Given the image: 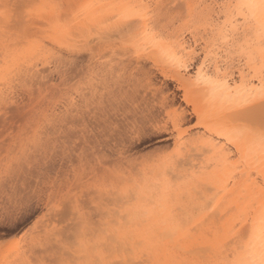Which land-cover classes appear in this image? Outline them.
Instances as JSON below:
<instances>
[{"label":"bare ground","instance_id":"1","mask_svg":"<svg viewBox=\"0 0 264 264\" xmlns=\"http://www.w3.org/2000/svg\"><path fill=\"white\" fill-rule=\"evenodd\" d=\"M22 1L20 3L26 2ZM29 1L27 3L33 0ZM34 2L76 5L73 10L77 13L72 22L73 35L71 39L53 42L48 39L47 33L36 30L23 31L25 34L22 36L21 33L20 39L19 33L5 36L0 32V104L12 101V94L15 93L12 92L14 88L7 92L4 90L2 78L5 72L12 81V87L17 84L25 86L24 82L27 85H46L48 75L43 72L49 69L39 71L38 65L50 68L49 59L53 53L56 57L55 52L59 50L66 57L63 73L66 105L61 120L67 118L75 121L63 131L61 163L66 164L73 159L85 163L81 153L87 149V163L84 165L95 173L107 161L135 160L132 157L133 149L154 136H159V141L173 140L176 153L186 161L180 173L170 168L167 157L142 164L137 170H127L118 182L119 190L110 192L109 196V188L105 192L108 196L106 199L110 197L107 208L111 210L108 207L111 201L119 203V208L112 207V212L115 210L117 214L113 212L108 219L104 218L105 221H96V227L122 229L129 237L128 243L138 246L146 264H190L192 261L210 264L224 260L234 245L221 252L214 246L217 238H233L235 244L242 245L234 257L245 255L248 248L245 234H251L254 222L258 237L260 212L264 206V196L261 194V181H264V164L261 160L264 157L261 156L258 140L247 139L238 143L235 137L227 134L222 122L214 118L220 110L227 111L239 104H257L255 90L261 88L258 70L249 67L246 61L241 62L239 55L234 54V45L228 43L232 10L225 6L237 0ZM141 2H150L159 7L154 8L151 22L141 28V31L156 33L157 41L148 38L147 47H141L138 53L127 52L119 43L127 35L126 28L113 31L112 27L105 26L111 9L89 7ZM177 4L186 7L181 11L175 8ZM37 41L41 47L33 46ZM53 48H56L55 52ZM193 49L203 53L201 61L204 56L208 57L213 73L219 68V76L224 80L221 89L214 91L210 84L195 85L190 76L181 74L179 61L190 57ZM75 75L84 78L86 85L75 87L70 84ZM159 76L162 78L160 81ZM15 80L23 83H15ZM45 104L40 107L46 108ZM177 111L183 116L181 132L161 135L156 131H145L154 129L158 123H166L170 115ZM194 128L195 132H192ZM25 153L24 161L13 159L18 162L15 167L17 176L23 177L21 185L14 183L9 186L15 193L17 189L28 193L29 188L34 193L39 178L43 174L49 176L47 170L55 166L56 157L53 156L51 161H47L48 165L46 163L48 169L43 171L41 164H35V155L29 157ZM105 169L107 171V168L102 170L105 172ZM66 170L69 174L73 172ZM110 170L107 172L111 173ZM2 189L6 195L10 194L6 188ZM124 192L130 194L124 195ZM33 199L31 196L30 209ZM210 202L213 203L212 210L207 209L197 216L188 214L191 207L207 208L205 205ZM109 209L107 215H110ZM257 242L256 238L251 241L252 244Z\"/></svg>","mask_w":264,"mask_h":264},{"label":"snow or ice","instance_id":"2","mask_svg":"<svg viewBox=\"0 0 264 264\" xmlns=\"http://www.w3.org/2000/svg\"><path fill=\"white\" fill-rule=\"evenodd\" d=\"M76 5L71 3H0V32L5 36L16 35L22 31L36 30L48 34V39L56 42L58 40L71 39L73 35L72 22ZM89 7H104L112 11L106 17L113 31L127 29V35L119 43L127 52L138 53L141 47H147L148 38L157 41L156 33H149L141 28L151 22L154 16V8L159 7L150 2L141 3H117L107 5H90ZM186 6L177 4L175 8L181 11ZM190 7V6H189ZM225 7L232 10L228 43L234 45V54L239 55L241 62H247L249 67H255L261 80V88L255 90L258 95V103L254 105L239 104L215 114V119L222 122L228 135L235 137L236 142L241 140H258L261 146V156L264 157V0H237L234 4ZM226 26H228L226 24ZM163 39V36H160ZM34 47H41L37 41ZM198 49L192 50L190 57L179 61L181 74L191 77L195 85L210 84L213 90L221 89L224 80L219 76V68L213 73L208 63V57L204 56L201 61ZM199 65V67H197ZM188 68V71H185ZM2 83L7 92L12 88V81L5 72ZM183 116L177 111L170 115L169 120L158 123L155 128L145 129L147 132L156 131L161 135L172 132H181L180 124ZM74 120L65 118L62 124L55 127L49 126L46 131L49 141L63 135V131ZM45 130L37 127L35 137L39 138ZM179 139V137H178ZM71 145H69V149ZM88 150L81 153V159L87 160ZM171 169L177 173L182 172L186 165L184 158L172 152L167 154ZM264 164V159L261 160ZM11 163L5 161L2 176L6 178L10 174ZM112 174V185L110 192H117L118 178L122 173L117 169L110 170ZM79 174V173H78ZM262 196H264V181H261ZM75 192L69 189L52 188L47 192L48 218L55 217L59 227L53 228L49 234V243L42 244L37 249V255L25 264H146L143 260L138 246L128 243V235L119 227L97 228L94 222L96 206L88 201L90 195L95 196L98 191L103 196L104 189L77 184L74 185ZM11 191V190H9ZM18 195H5L0 200V226H7L14 221H19L28 213L31 193H25L23 189H17ZM129 195L130 192H124ZM255 222L252 225L251 234H245L248 240V248L245 255L235 256L241 250L242 245L235 244L233 238H217L214 246L221 252L230 246L233 250L229 252L228 258L210 262V264H264V206L261 208L259 229L257 237ZM244 237H240L243 239ZM253 238L258 240L252 244ZM190 264H201L192 261Z\"/></svg>","mask_w":264,"mask_h":264},{"label":"rangeland","instance_id":"3","mask_svg":"<svg viewBox=\"0 0 264 264\" xmlns=\"http://www.w3.org/2000/svg\"><path fill=\"white\" fill-rule=\"evenodd\" d=\"M0 1H1L0 3H16L19 0L17 1L0 0ZM21 1L22 0H20L19 2ZM22 2H25V0ZM32 2L35 3L36 1L34 2L33 0ZM25 3H27V0ZM22 32H20L19 35L17 34L18 39H20L19 36ZM23 34L25 33H22V36ZM53 49L55 52L56 48ZM61 53L62 51L57 50L55 52L56 57L53 53V56L49 59V61H51V63L49 62L50 68L49 66L48 67L45 66V68L43 67L44 68L43 69L41 68L42 67L41 64L38 65V67L40 68L39 71L49 69L48 71H44V72L42 71L43 74L45 73V75H48V83L46 85H44L43 83H39V85L36 86L37 84L32 83L31 86L29 85L30 83H28L27 85V82H24V84L26 83L25 86H22L23 84L20 86L19 84H17L12 87V89L14 88L12 92H15L12 94L13 96L11 95L12 101L8 100L0 104V200H2L3 197L6 195V192H2L3 190L2 188H6L7 193L9 192L10 194L9 193L8 194L9 196H11L13 194H17L18 192L16 191L15 193L14 189L12 188L10 189L9 186H11V184L14 183H16V185L19 186V184L23 181V177H18L15 171V167H17L18 162L17 163L14 162L13 160L14 158H16L15 161L17 159H21L24 161L23 155L25 152L28 153L27 156L29 157H31V155H35L34 162L35 164L37 163L41 164L43 166L42 167L43 171H46L48 169L47 168L48 162L51 161V158L53 156L54 158L56 157L55 160L57 161V163L55 161V166H54L55 168L51 167V169L47 170L49 172V176L47 174H43L39 178L40 181L38 184L36 183L34 193L31 188L27 190V191L30 190L28 193H31V196L34 198L31 209L29 208L30 212H28L26 216L20 219V221L18 222L14 221L15 223L9 224L7 226H0V264H6V263L17 264L18 262L19 264H25L26 261L32 260L37 255V249L40 245L49 243V234L51 230L53 228L59 227L55 217L48 218L46 216V213L48 212L47 192L51 191L53 187H55L56 189H63L64 192H68L69 189H71L72 192H75L74 185L77 184H82L91 187L93 189H97L98 186L103 188L104 189L103 196H100L99 192L97 191L95 193V196L90 195L88 197V201L96 206L94 222L96 221L99 222V220L100 221L102 219L104 220V218L106 217L108 219V216H111V213L115 212V210L112 212V207L117 208L119 204L118 202L113 203L111 201L112 205L111 203L108 204L110 205L108 207H110L111 210L107 208L106 205L108 202H110V197L109 200L106 199L110 195V191L107 190L108 196L107 193L105 194V192L106 189L110 188V186L112 185L111 183H113V181H111L112 174L110 172H107L109 168L111 170L117 169L122 174H124L127 173V170H137L138 168H141L142 164L153 162L157 160L159 157H167V154L172 152H177L176 149L177 147L175 146L173 140L159 141L160 137L154 136L151 137L150 139H146L139 147L133 149L132 157L134 156L135 160H132L130 162L105 161L106 163H103L104 167L101 164L100 167L102 166V168L100 169V171L98 170L95 173H91V171L88 170L89 166L87 167V165H84L85 163L77 161L76 159H73L70 162H66V164L64 162L61 163L62 161H60V159L62 157L63 147H64L63 135L59 137V141H57L56 139H52L51 141H49V136L46 131V129L49 126L55 127L57 124H62L61 119L66 105V82L64 81V76H63L64 70L66 68L65 66L66 57L63 52L62 58H64V60L60 58ZM51 59L53 61L55 60L58 61H56L57 63H55ZM59 59L63 60V62L60 61ZM58 62L60 63L62 62V63L58 64ZM161 79L162 78L159 76L158 80L160 81ZM17 80H15L14 82L15 83L18 82ZM20 82L22 81L20 80ZM70 82H71L70 84H72L75 87L86 85L85 79L76 75L73 78V80H71ZM34 83H36V81ZM35 86L37 87V89ZM43 87H45L44 88L45 90L43 89ZM38 88H41L39 92H37ZM30 90L33 92H30ZM29 92L33 95H31ZM43 95H45L44 96L45 98L43 97ZM40 98L42 100H40ZM44 103H46L44 107L49 109L40 107ZM38 107L40 108L39 110ZM42 108L43 110H41ZM44 109L46 110L45 112H43ZM37 127H40L41 129L45 130L43 132V135L39 138L35 137V129ZM192 132H195V128L192 129ZM29 160H31V158ZM5 161H8L12 165L10 174L6 178L2 176V172L5 167ZM61 164L63 167L61 168L62 170L60 169ZM92 164H95V162H92ZM82 166L84 168H81ZM64 167L68 169V171H73V172L75 171V172L74 173L70 172L69 174L67 170L64 169ZM103 168H107V171L105 169L104 172V170H102ZM59 170L61 172H59ZM63 170L65 171L62 172ZM66 172L68 175L66 174ZM108 173L110 176L108 175ZM63 174H65L66 176ZM74 176H77L78 178ZM79 176H81V178ZM27 178L29 179V176ZM54 178H56L57 180H55ZM53 179L55 180L54 183H53ZM122 179L121 177H119L118 182ZM110 181L111 183L109 185ZM9 189L11 190V192L9 191ZM212 204L213 203L211 204L207 203L205 205V207L207 208H203V209L202 208L200 209L199 206H193L190 208L188 214L194 213L196 215L198 213L202 214V212H205V210L207 209L212 210L213 209ZM108 209L110 215H107ZM115 214L117 213L115 212ZM17 253L21 255V256L19 254H18L19 256L17 255L19 258L16 256ZM20 258H22L21 260H23L22 263L20 261ZM17 259L19 261L16 263Z\"/></svg>","mask_w":264,"mask_h":264}]
</instances>
